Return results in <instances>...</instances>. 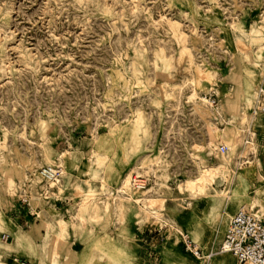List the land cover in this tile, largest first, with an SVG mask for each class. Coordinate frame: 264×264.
<instances>
[{
	"label": "rangeland",
	"instance_id": "374dc122",
	"mask_svg": "<svg viewBox=\"0 0 264 264\" xmlns=\"http://www.w3.org/2000/svg\"><path fill=\"white\" fill-rule=\"evenodd\" d=\"M261 73L264 0H0V264L29 247L11 220L45 201L46 168L55 183L125 177L102 199L86 184L80 205L140 206L203 251L236 207L263 219L264 188L244 176Z\"/></svg>",
	"mask_w": 264,
	"mask_h": 264
},
{
	"label": "crops",
	"instance_id": "0c3cea01",
	"mask_svg": "<svg viewBox=\"0 0 264 264\" xmlns=\"http://www.w3.org/2000/svg\"><path fill=\"white\" fill-rule=\"evenodd\" d=\"M261 83H264V73H261L257 87ZM254 129L256 127L251 129L254 134V152L250 151L248 155L251 164L254 160L250 155H254L258 163L246 165L244 176L249 177L251 187L262 190L264 187L258 183L257 177L264 174V129ZM124 178L61 177L54 186L48 187L47 195L44 194L46 186L43 188L45 201H42L41 206H32L28 201L25 205H16L11 231L15 236L23 235L29 247L13 252L8 257L17 264H111L103 252H109L111 246H118L123 248L125 259L132 264H195L193 260L197 258L186 250L183 239L169 232L166 222L152 215L146 217L140 206L125 203L121 207H113L101 202L91 207L80 205L79 199L87 191L86 184L95 186L96 198L102 199L109 191H114L113 183L120 184ZM101 182L111 183V186L106 185L105 192H101L98 189ZM172 214L175 213H170L166 218H178ZM178 220L182 225V221ZM60 223L65 226L64 237L55 241L54 235L47 234V230L49 226L59 230ZM227 224L222 235H218L221 230H217L218 234L213 235L205 251L197 247L192 237L185 232L198 248L201 258L205 252L206 259H197L199 264H238L230 253L218 252Z\"/></svg>",
	"mask_w": 264,
	"mask_h": 264
},
{
	"label": "built area",
	"instance_id": "2783aa9c",
	"mask_svg": "<svg viewBox=\"0 0 264 264\" xmlns=\"http://www.w3.org/2000/svg\"><path fill=\"white\" fill-rule=\"evenodd\" d=\"M253 111L264 114V83H261L255 94ZM225 151L224 148L220 149ZM42 181L45 183L48 194L50 183L57 179L58 171L52 168L43 169ZM7 238V236H4ZM185 248L194 257L199 258L198 248L189 238L183 239ZM219 253H230L240 264H264V221L256 216L247 206H241L230 218L223 241L218 248Z\"/></svg>",
	"mask_w": 264,
	"mask_h": 264
},
{
	"label": "bare ground",
	"instance_id": "6f19581e",
	"mask_svg": "<svg viewBox=\"0 0 264 264\" xmlns=\"http://www.w3.org/2000/svg\"><path fill=\"white\" fill-rule=\"evenodd\" d=\"M253 114H256L254 111H252ZM250 146H252V144H250ZM242 155H244V152L242 153ZM56 181V180H55ZM55 181H53L54 185H55ZM123 187L125 190H131L133 189V187H141L140 184H136V181L130 177H127L124 182H123ZM206 186L202 185V186H196L195 188H197V190H203ZM123 189V190H124ZM192 189V188H191ZM150 206L152 205V203L149 204ZM152 215H154L155 217H158L159 215L157 213H151ZM186 238V236H183L182 239ZM206 256H204L203 258L199 257L197 259L203 260L206 259ZM239 263V262H238ZM240 264V263H239Z\"/></svg>",
	"mask_w": 264,
	"mask_h": 264
}]
</instances>
